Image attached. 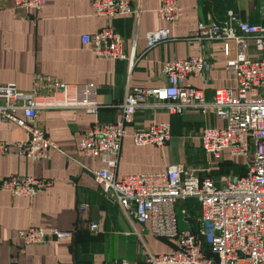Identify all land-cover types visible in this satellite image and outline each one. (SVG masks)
Returning a JSON list of instances; mask_svg holds the SVG:
<instances>
[{
    "label": "crops",
    "instance_id": "crops-1",
    "mask_svg": "<svg viewBox=\"0 0 264 264\" xmlns=\"http://www.w3.org/2000/svg\"><path fill=\"white\" fill-rule=\"evenodd\" d=\"M161 1L141 0L138 16L107 17L97 15L90 0H44L39 11L0 0V83L13 82L20 90H28L34 74L48 75L72 86L93 83L98 104L94 113L83 108L39 112L36 124L57 146L48 150V158L33 161L14 154L0 157V182L9 176L51 180L49 187L33 197L13 196L0 189V264H142L149 253L176 248L174 238L146 234L116 201L103 194L101 185L87 170L103 164L82 154L79 142L94 122L112 123L121 118L127 89L164 86L166 79L160 67L163 61L202 52L210 67L208 82L189 75L182 83L201 89L207 103L212 102L215 89L235 88V75L225 69L222 43L198 41L191 35L198 23L224 20L228 10L242 20L264 25V0H175L178 17L173 22L158 16L156 9ZM106 26L123 38L125 52L133 49L135 61L131 67L127 60L98 57L90 46L81 43L83 34H93ZM160 28H168L171 37L146 50V32ZM248 54L256 56L251 42ZM159 122L170 125V136L163 146L134 144V131ZM223 125L212 108L205 112L187 108L171 114L161 107H139L124 126L116 177L159 172L168 165L182 163L200 169L201 178L209 175L219 185L235 176V169L243 166L245 170V164L232 163L239 157L224 152L215 161L201 147L202 129ZM28 137V132L15 123H0L2 141ZM207 167L209 173L204 171ZM175 212L179 229L196 230L200 209L194 198L179 200ZM90 223L97 225L96 230L89 229ZM44 226L67 230L69 235L35 244H24L17 237L19 229Z\"/></svg>",
    "mask_w": 264,
    "mask_h": 264
},
{
    "label": "built area",
    "instance_id": "built-area-1",
    "mask_svg": "<svg viewBox=\"0 0 264 264\" xmlns=\"http://www.w3.org/2000/svg\"><path fill=\"white\" fill-rule=\"evenodd\" d=\"M1 1H12L16 7L35 11L41 10L44 4V0ZM90 1L95 13L101 16L132 13L138 16L140 12L141 0ZM262 11L264 14V6ZM156 12L164 21H175L178 17L176 1L162 0ZM170 37L168 28L146 32V50ZM191 37L222 43L225 69L235 75V88L215 89L212 102L207 103L201 89L182 83L189 75L208 82L210 67L202 52L163 61L160 67L166 84L127 89L121 104V118L112 123L94 122L83 134L78 147L82 154L102 162V167L87 170L107 198L116 201L146 234L176 240V248L166 253H149L142 264H264V25L242 20L228 10L222 21L198 23ZM250 42L255 57L248 54ZM81 43L90 46L98 57L127 60L129 67L135 61L133 49L125 52L123 38L109 26L93 34H83ZM95 93L93 83L72 86L42 74H34L28 90H20L13 82L0 83V123L13 122L29 134L26 139L0 140V157L14 154L33 161L48 158V150L57 146L36 124L39 112L83 108L94 113L98 109ZM149 99L153 102H148ZM142 106L161 107L171 114H179L187 108L201 112L212 108L224 125L203 128L201 147L215 161L220 160L224 152L230 157H246L244 172L216 185L209 175L201 178L200 169L177 163L163 171L117 178L125 123ZM169 136L168 122L152 123L131 134L136 145L158 147L163 146ZM210 170L207 167L204 171L209 173ZM50 185L51 180L45 178L9 176L2 179L0 189L13 196L33 197ZM186 198H194L200 209L194 231L177 226L175 204ZM96 228L95 223H90V230ZM16 233L24 244L55 242L69 235L67 230L55 226L27 227ZM206 252L216 253L218 261L207 257Z\"/></svg>",
    "mask_w": 264,
    "mask_h": 264
},
{
    "label": "rangeland",
    "instance_id": "rangeland-1",
    "mask_svg": "<svg viewBox=\"0 0 264 264\" xmlns=\"http://www.w3.org/2000/svg\"><path fill=\"white\" fill-rule=\"evenodd\" d=\"M246 161H247V158L246 157H239L238 158V161H234V162L231 161V162L234 163V164H236V165H244ZM239 168L241 169V171H243V169H244L243 166L242 167H239ZM237 174H235V175H237Z\"/></svg>",
    "mask_w": 264,
    "mask_h": 264
},
{
    "label": "water",
    "instance_id": "water-1",
    "mask_svg": "<svg viewBox=\"0 0 264 264\" xmlns=\"http://www.w3.org/2000/svg\"><path fill=\"white\" fill-rule=\"evenodd\" d=\"M207 257L214 259L215 261H218V257L216 253L213 252H206L205 254Z\"/></svg>",
    "mask_w": 264,
    "mask_h": 264
},
{
    "label": "trees",
    "instance_id": "trees-1",
    "mask_svg": "<svg viewBox=\"0 0 264 264\" xmlns=\"http://www.w3.org/2000/svg\"><path fill=\"white\" fill-rule=\"evenodd\" d=\"M229 165H230V163H229ZM226 171V170H225ZM235 171H236V173H238V174H242L243 172H244V169H243V171H241V169L240 168H237V169H235ZM193 199V198H192Z\"/></svg>",
    "mask_w": 264,
    "mask_h": 264
}]
</instances>
